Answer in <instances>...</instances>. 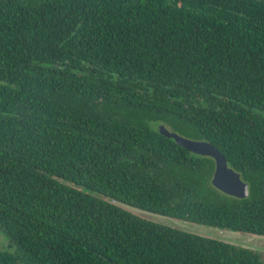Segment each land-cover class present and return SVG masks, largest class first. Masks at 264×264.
Wrapping results in <instances>:
<instances>
[{
  "label": "trees",
  "instance_id": "trees-1",
  "mask_svg": "<svg viewBox=\"0 0 264 264\" xmlns=\"http://www.w3.org/2000/svg\"><path fill=\"white\" fill-rule=\"evenodd\" d=\"M116 201L264 236V0H0V264H261Z\"/></svg>",
  "mask_w": 264,
  "mask_h": 264
},
{
  "label": "water",
  "instance_id": "water-1",
  "mask_svg": "<svg viewBox=\"0 0 264 264\" xmlns=\"http://www.w3.org/2000/svg\"><path fill=\"white\" fill-rule=\"evenodd\" d=\"M157 131L166 138L173 139L177 145L193 154L212 158L214 161V170L210 183L214 188L226 195L239 199H244L248 196V183L241 179L238 172L228 167L225 157L211 143L204 140H195L184 137L176 132L168 130L163 124H159L157 126ZM115 204L151 222L175 227L182 231L196 234L198 236L211 238L229 243L234 246L259 251H262L260 250V247L264 246V236L261 235L238 231L220 230L206 225L197 224L195 222L177 219L167 215L144 210L121 201H116ZM202 229L214 231H205Z\"/></svg>",
  "mask_w": 264,
  "mask_h": 264
},
{
  "label": "flooded vegetation",
  "instance_id": "flooded-vegetation-1",
  "mask_svg": "<svg viewBox=\"0 0 264 264\" xmlns=\"http://www.w3.org/2000/svg\"><path fill=\"white\" fill-rule=\"evenodd\" d=\"M0 242H1V238H0ZM242 249H244V248H242ZM248 250L257 255L258 262H260L261 264H264V254L263 253H261L259 250H253V249H248Z\"/></svg>",
  "mask_w": 264,
  "mask_h": 264
},
{
  "label": "rangeland",
  "instance_id": "rangeland-1",
  "mask_svg": "<svg viewBox=\"0 0 264 264\" xmlns=\"http://www.w3.org/2000/svg\"><path fill=\"white\" fill-rule=\"evenodd\" d=\"M166 128H167L168 130H171L170 127H166ZM202 230H205V231H214V230H207V229H202ZM260 248H261L260 250H262V251H260V252L264 254V246H261Z\"/></svg>",
  "mask_w": 264,
  "mask_h": 264
}]
</instances>
